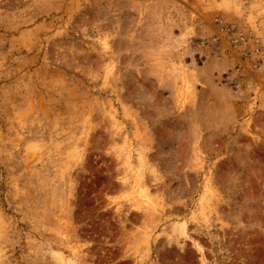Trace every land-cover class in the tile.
<instances>
[{
  "label": "rangeland",
  "instance_id": "374dc122",
  "mask_svg": "<svg viewBox=\"0 0 264 264\" xmlns=\"http://www.w3.org/2000/svg\"><path fill=\"white\" fill-rule=\"evenodd\" d=\"M216 18L264 36V0H0V264H264V89Z\"/></svg>",
  "mask_w": 264,
  "mask_h": 264
},
{
  "label": "built area",
  "instance_id": "2783aa9c",
  "mask_svg": "<svg viewBox=\"0 0 264 264\" xmlns=\"http://www.w3.org/2000/svg\"><path fill=\"white\" fill-rule=\"evenodd\" d=\"M215 23L211 40L233 58L237 70L257 76L258 85L264 89V36H250L220 18H216Z\"/></svg>",
  "mask_w": 264,
  "mask_h": 264
},
{
  "label": "crops",
  "instance_id": "0c3cea01",
  "mask_svg": "<svg viewBox=\"0 0 264 264\" xmlns=\"http://www.w3.org/2000/svg\"><path fill=\"white\" fill-rule=\"evenodd\" d=\"M213 61L212 60H210V61H208L207 63H212ZM206 63V64H207ZM215 76V75H214ZM217 78H219V77H217ZM210 80H211V77H210ZM221 80V79H220Z\"/></svg>",
  "mask_w": 264,
  "mask_h": 264
}]
</instances>
